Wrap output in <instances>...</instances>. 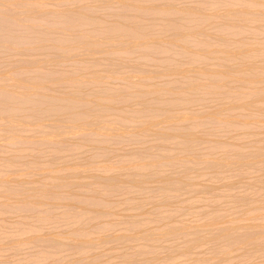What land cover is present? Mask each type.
<instances>
[{
  "label": "rangeland",
  "instance_id": "rangeland-1",
  "mask_svg": "<svg viewBox=\"0 0 264 264\" xmlns=\"http://www.w3.org/2000/svg\"><path fill=\"white\" fill-rule=\"evenodd\" d=\"M162 1L163 0H128V2H132L137 6L151 8L152 10L157 9L156 7H159L162 4ZM255 1L259 3L260 6L254 7L253 10H255V12L256 11L264 12V0H255ZM112 2L115 3L113 4ZM112 2H111V6L108 4L109 8H107V4H106L103 7L97 9L94 8L92 10L88 9L90 11L88 10L86 11L90 12V14L92 13L90 17L92 16L93 18L92 20L94 22L97 20H98L97 22H99L101 20L102 22L100 24L103 27L104 26L107 27L109 26V24L112 25L111 20L113 22V20L118 19L117 22L119 23V17L120 16L122 17L123 15L122 12H124L125 15H128V17L130 16V14L131 17L132 15L134 16V11L133 13L131 12L129 14L130 10L129 12H127L126 9L123 10L124 8L122 9V7H120L119 4H116L117 1L112 0ZM170 2L174 9L185 11L186 16L189 15V21L186 22L184 20L186 22L185 25H181V24L174 25L172 30L168 31L167 33L161 36V38L164 41L169 42L171 44L170 51L167 50L169 51V53L166 51L167 54L166 53L165 55L163 54L164 56L161 55L162 54L161 52L160 53L158 52L155 55L151 54V56L149 54V57L152 58V60L154 59L155 61H150V58L149 61H147L148 58L147 59L145 58L146 59L145 60L143 59L144 57L142 58V56L141 57L139 56L141 54L143 55L142 51L141 53L140 50L139 52L138 50L137 51L135 50V52L134 51L131 52L130 55L129 53L126 54V56L123 54H122L123 56L120 55L119 57L120 59L115 58L114 54L112 55V59L110 55L109 56L101 55L104 56V58H106V59L103 58L101 59V57H99V54L88 57V55H86L87 53L84 52V50L82 51L81 49L80 51L75 46V48L71 50L70 52L71 54L69 53L70 55L73 54L71 58L69 57L71 61L67 59L68 58L67 55L69 54L66 55L67 58H65L66 56H61L59 54L62 57V59L64 57V61L66 59L68 60L67 62H63L62 60V63L60 64L61 57L59 59L57 55L55 56V54L58 53H56L55 51L54 54L50 53L53 51V48L51 46L52 43H49L50 48L48 47L49 44H47L48 46L46 45L47 48H45L46 47L45 45H44L45 47L43 46L42 49L39 48V51L43 50V52L45 49L44 54H42L43 53L42 51L41 54L40 52L37 53L34 52L33 50L38 51L36 50L37 48L35 49L34 47H29V48H33L32 50L33 52L32 51L30 52L29 50L31 49L28 48L27 50L28 45H24V47L21 46L22 51L19 48L17 49H19L20 51L15 50L16 47L15 49H10L9 47L7 48L5 47L6 49L4 48V53H6L7 49L9 51L7 50L8 52L5 55H3L4 54L3 49L0 47L1 50L0 69L2 70L4 69V71H7L5 72V74L8 73L6 76L7 78L6 77L4 78H6V80L8 79V81L11 82V84H9L8 86L11 89L10 92L14 91V88H12L14 83L10 79V77L12 78L13 74L16 75L18 73L19 78H21L19 71L16 73L17 69L14 67H18V70L20 69V72L21 69L22 71L24 70L23 73L29 70V72H31L30 74L33 75L34 77L35 75H37V77L34 79L31 78L32 76L31 75L29 76V74L27 73L28 74L27 77L28 76L30 77V79L28 77L29 82L34 80H39L41 83L44 82L46 83L48 79H51V76L54 77V75L56 74L58 75L62 74L61 75L62 77H67V76L69 77V75L70 77L71 76L73 77L74 74L80 73L82 74L81 76L84 77L85 82L88 78L91 77L102 78L101 83L94 84L93 86H91V89L89 86L85 84L86 86L84 87V89H86V87L87 89L89 88L88 90H91L90 92H93V95L87 92V89L82 92V87H78L81 88V90L77 88H75L76 89L75 90L73 89V87L70 88V86L67 87V85H65V82H63L62 84L63 86L59 85L60 83L57 84L58 86L55 85V87L54 85H52L51 87L54 88H49V86H47L46 84L45 92H48V96H51V94L53 93V96L60 95L61 99H63L62 97L65 96V94H68V96H70V94L72 93L70 89L79 91L80 93L86 94L89 97L94 96V94L96 96L102 89L105 88L111 91L119 92L122 89V87L124 88V86H128V83L129 85L131 83V86L128 87L129 89L131 90L140 89L141 85L135 83L137 79L134 80V78H130L132 77L130 76L131 72L132 73L135 72L134 74H136L135 76L136 78H138L139 81V77L137 75V71L135 67L138 68L140 67L139 69L137 68L138 71L140 70V72H142V70L144 69L143 73L146 74L148 73L149 75H151V83H153V85H155L159 89L157 93V98L161 101V106L163 108H167L168 105L171 103V101L174 99V95H172L171 90L167 88L166 84H170L172 90H179V88L185 82V80H183L180 74L176 72L171 73L169 72V70L174 68L176 70H186L187 68L192 66L190 62L187 60V58L185 57L183 58V56L179 55L180 49L183 46L182 38L185 35L189 36V38L191 39L192 41L191 50L193 51L195 50L194 48H197L195 47L196 43L198 42L204 43L202 48L207 49L208 57L206 59H203V62H201L200 65L202 67L214 71H223L230 69L231 67H237L239 62L238 50L240 49V47L244 46L245 50L248 52L246 53L247 54L246 60L252 65L254 69H259L260 71H262L263 77L261 81L255 83H247L246 85H241L234 80L232 81L231 85L233 87L240 88V91H253L254 89L264 87V24L262 20L256 16V14L250 15L247 18H241L237 13L238 5L232 2V0H170ZM43 3L44 4L39 9L50 12L70 10V9L73 10L75 9L74 7L77 6L76 3L70 0L62 5L54 4V2L51 0H44ZM6 8L13 12H17V15L19 17L22 14L21 18L24 19L25 14L18 7H16V5L8 4L6 5ZM228 11H230L231 13L229 15H226ZM255 12L253 11V13ZM86 13L84 12V14ZM120 13H122V15ZM138 15L144 17V15H140L139 13ZM138 15L135 14V16ZM49 16H47L48 19L50 18ZM143 17L141 19V22L143 24L150 23L152 25H155L156 23H160V20L162 19V17L158 14L145 15V17L144 18ZM88 18L89 15L87 19ZM138 18L139 17L136 18L133 17V20H138ZM53 19L49 20L51 25L49 23H48L49 25L47 24L48 25L47 27L45 25L46 23H44L43 25L45 29L47 28L44 34L45 35L47 34L48 36L49 32L51 33L49 34V38H52L50 36L52 34H54L55 36L59 35L60 29L63 32V34H65L64 33L65 29H62L60 26L56 24H55L56 26L53 25L54 24ZM171 19L172 21L179 23V18L177 16L173 15V18L171 17ZM19 20L21 21L22 19L19 18L18 21ZM20 21L18 22L19 25H17L19 29L17 30L16 26H15L16 28H14V32L16 31V33L14 34L24 36L25 31L26 34L29 33V32L27 33L28 30L25 27H27V24L28 26H30V23L28 21H25L27 23L25 26L24 20L21 21V23ZM55 21H57V19ZM23 22H24L23 28H25V31L23 32V34H19L20 31L21 33L23 31L22 29ZM222 22L239 25L243 28V32L239 34L216 32L215 26ZM43 26L40 25L41 30L38 27L37 32L40 31L43 34V30H44ZM86 26L84 27L82 26V29H80L79 31L87 30ZM88 27L90 26L88 25ZM76 28L77 29H75L76 30L75 33L77 34L79 27ZM36 30L37 28L33 31L34 34H37ZM55 30L56 32L59 31L58 34L55 32ZM47 31L48 33H46ZM33 32L32 31L30 32V35H28L29 38L27 36V39L29 41H31L32 39L31 37H35ZM73 32L74 30L73 31L71 30V35ZM79 33L77 35H79ZM61 34L60 36L63 35ZM66 34L67 36L64 37L69 38L70 29H69V33ZM37 35H40V33ZM54 35L53 38H55ZM70 38L72 39L73 36ZM48 41H46L45 44ZM104 47L109 51L112 50L111 52H116V50L114 51V48L117 49V45L115 42H108L107 40H105ZM48 52L51 54V56L49 55ZM137 52L139 54H136ZM51 57L58 58L55 59L56 63H54L55 61L53 62L54 58L51 61ZM123 58H126V60H123ZM172 60L177 61V65L169 64L170 61ZM81 61L82 62L85 61L84 63H82L83 65L82 64L81 66L76 65ZM68 62H72V64ZM4 71H1L2 75H5L3 73ZM49 72L52 74L51 76H48ZM38 73H41V76L40 74L38 76ZM53 73L56 74L53 75ZM9 74L10 77H8ZM21 75H23L22 72ZM43 75L46 79L43 77ZM125 75H129V76H125ZM81 76L79 77L83 80ZM23 77L21 79L24 80L25 76ZM44 79L45 81H43ZM6 80L3 82L4 83L7 82ZM103 81H105V83ZM124 82H127V85H125L126 83L124 84ZM193 82L198 87L208 86L211 87V89L214 88L215 91H218L220 89L217 87L215 80H208L197 77L193 80ZM8 87L6 89H8ZM49 89L51 90V93H49ZM29 90L31 91L34 89H29ZM3 98L6 101L5 96ZM64 98H65L64 100H66L69 97H64ZM0 100H1L0 106L3 105V107L8 110L12 109L13 104L11 105L10 102V104L8 105L9 100H7L8 102L6 101L7 104L3 103L1 98ZM134 100H136V103ZM134 100L131 103L127 101L128 104H126L125 102H124L125 104H121L122 102H120V105L119 104L114 105L115 109L113 110L118 109L120 111L123 110L122 112H128L129 109L130 111L128 112V114L131 113V109H136V111H139L142 104L139 105L138 100L137 99ZM195 101L196 100L191 101V103L188 105H181L182 107L178 105L179 108L178 106L175 107L174 111L175 112L179 111L180 113L179 115H182V117L184 118H189L190 115L193 114L192 111L196 113L202 111L211 112L213 110H221V109L222 110L218 114H216L217 118H215V120H210L208 122L205 121L204 119H199L200 123L197 124L196 127L192 126L194 128H192L191 130L198 137V142L196 143V145H194V147L190 148L191 150H189L188 148L189 152L186 150V148L183 149V151L185 150V152L178 149L179 145L177 144V140H178L177 138L179 137V134L173 132L174 130L172 127L174 126L170 127V130L172 129L171 133L175 135L172 136L171 134L172 137L171 140L173 141V139L176 138L174 142L172 141L170 142H172L173 145L177 146V147L174 146V149L175 151H177L178 155H176L172 151L174 149H171L172 152L170 153V150L167 149L168 146H166V149L169 150V152H166L167 150L163 148L164 145L166 144L172 145V144H169L170 142L169 143L164 142L165 143L164 144L162 141H159L158 139L154 138V135L152 137V134H146L141 137H137V136L134 137L132 135H129L131 134V132L134 131V128L130 127L128 130L127 128L129 124L128 121L134 123L132 119L134 120L135 116L126 117L127 119L126 121L128 124L127 127H125V129H127V133L126 132L124 133L122 131L123 130L122 127H124V124H121L122 115H119L120 111L118 110L108 113L106 119L104 120H106V122L107 120L110 122H114L116 128L117 129L120 128V130L123 132L122 135L121 133L120 134L115 133L117 135L116 137H118L119 139L118 138L116 139L114 137V139L112 138L114 140L113 141L111 140V137L109 138L105 136L103 141L99 137H97L96 140L95 138L91 139L92 137L90 136L91 138L89 139L88 135L90 133L87 130H85L84 133L83 131L81 132L84 135L85 132L87 131V136H85L86 134L84 135L85 138L88 137L89 140L92 141L94 140V142L98 141V143L102 141L103 144L101 145L96 144L93 143L92 141L88 142V140L83 139L84 136L82 137L81 140L80 139L81 134L78 135L76 134L77 132L73 133L74 138L71 137L72 135L71 132L70 135L67 133L68 136H66V138L63 139L62 141L63 143L59 141H57V143H54L56 141V140L54 141V139L56 138H54L53 135H51V133L53 131L55 132L58 128H55L56 126L51 125L52 123L51 120H53L54 122L55 118L56 117L58 118L59 115L55 116L54 118L53 116L54 114H52L53 112L50 113V111H47V109H45L48 112V114L50 113V115L48 116L43 114L45 116H43L40 121V123L43 125L42 126L41 124L36 125L34 123L35 121L32 120L34 118V115L32 114H34V112L36 111L35 114L37 115L39 114V116L36 115L38 119V117H40V113H38V111L35 110L31 114L29 112L30 109L29 110L27 109V107L30 108V106L32 109L34 108V106L31 103H28L30 105L26 106L28 104L25 103L24 105L26 107L23 104H22L23 107H20L21 105H19L18 107V105H16L18 104V102H15L16 104L13 102L18 107V111L20 109V113L24 112L23 116L26 114L24 118L22 117V114L17 112L16 117H18L19 119L15 118V121L21 120V122H15V123L21 125L22 121L23 122L26 121V125L24 122L22 125L23 128H20L19 126L21 130L19 129L18 131L17 127L15 126L17 124L14 123L15 130L17 131V132L14 131L17 133L16 135L14 133L15 139L17 140L16 136L18 137V135L20 137L21 136L23 137V138L18 137L20 138L19 140L21 143L23 140V144L19 142L15 143L14 142L15 139H13L14 138L13 131H11L6 125L7 117H4L5 121L0 120V124H5L6 126L4 127V125H2L3 131L0 129V181L2 179L3 184L5 182L7 183L9 182L8 184L6 183L4 184L5 185L4 188L0 189L1 194L3 193L2 195L0 194V264H188V262L189 264H196V262H193L196 259L201 260L198 264H203V262L204 264H264V235L257 238V241L259 240L260 242L259 243L260 248H253L249 240L246 241L244 245L241 244V247H239L240 246L239 243L237 247L231 246L230 248L229 244L227 245V243L224 241L218 242L216 239V241L218 242L217 243L208 239L209 236H211L212 233L214 232V229L210 230L212 233H210L208 229H207L208 233L206 232V230H203L205 232V233L203 232V234L204 235L207 234L206 235L207 238L206 239L204 238L205 236L202 234V231L199 234L200 237H202L205 241H203L202 243L200 242L199 246L197 244V248L195 249L193 248L194 245L192 246L193 249L191 248L190 250L189 248L188 249L189 251L186 249L188 255L187 253L183 252L182 254L185 253L187 256L185 254L184 255L180 254V256L182 255V258L174 250L175 248L177 250L178 249L184 250L183 247H185L186 242H184L183 239L185 237H182L183 240H181L180 237L182 236V234L174 232L178 234L177 236L174 233L170 234L168 232V235L171 238L169 237L170 239L168 238L167 240L166 239L167 234L166 236H164L165 237L164 240L166 239L167 242L166 243L163 242L164 244L162 243L163 247L162 245L160 246L159 240H158L159 242L158 241L156 242L155 240L157 239L152 241L151 238H149L151 240L149 241V239L145 240L143 237L145 233L148 234V232L145 231H150V233L154 232L155 234V232L157 233L158 231H165V230L168 231L171 228L177 229L186 226L187 227L189 226L188 227L189 229L190 228L193 229L195 228L194 225H203L207 220L208 222H206V224H209L210 223L209 217L215 218V216H216L215 218L216 226L217 224L219 226L220 223L222 227L223 225L225 226L228 224H234L236 225V227L239 228L237 230L238 233L241 232V231L239 232V230H243L241 229V227L243 228L248 227L247 228L248 230L254 226L264 227V202H262V200L264 199V184H263L264 164L260 163L262 161L264 162L263 160L264 159V155H263L264 154V95L263 98H261L258 101H255L254 105L246 107L244 109L233 108V104L235 103V101L230 95L229 96L226 95V97L208 95V98L206 99L207 102L205 103L203 102L205 104L204 106L202 102L198 101L199 103H202V105H200L198 104L197 101L196 102ZM17 107L15 108L17 109ZM42 107H43L42 109L40 108L41 109L40 112H42L44 108H46V106L43 105ZM124 108H127V110H124ZM225 108L228 109L226 110ZM141 111L138 113H141ZM47 112L44 111V113L46 114ZM186 113L188 114L191 113V114L188 115ZM226 113L229 116H232L233 120H235L237 123L236 127L235 126L234 128L232 127L233 130L230 129L231 127H229V129L228 127L226 128L223 119L225 115H227ZM57 118L56 120L64 119L63 117L61 118V116L59 117V119ZM129 118L131 120H129ZM42 120H44V123H42ZM184 125L182 127L179 126V124L175 125L176 127L175 131L177 132L179 131L178 133H180L182 131L181 128L184 127L185 129L186 128L189 129L191 127L190 123L188 124L187 122L184 123ZM46 126L47 129H50V131L46 129ZM48 126L50 128H48ZM3 127L5 129L8 128V132ZM52 127L54 130L52 129L51 132ZM184 128L183 130H185ZM9 132L10 134H12L13 140L9 139L10 138V136H8ZM45 132L46 134H44ZM47 132H50L49 134L52 136L53 141L51 139V136ZM118 135L119 136L121 135V137H119ZM75 136H77L78 138ZM94 136L96 137V135ZM6 137L8 138V140ZM33 138L35 139L34 140L35 144L33 143ZM46 138L49 139L50 142ZM75 138H77L79 142L77 141V139L75 140ZM25 139L27 140V142ZM39 139L42 143H40ZM43 141L45 143H43ZM76 141L79 144L81 142L82 145L81 144L80 145L82 147H80L79 144L77 146H79L80 148L77 147L75 144ZM84 141H86L87 143L86 142L84 143ZM212 141H214L215 143ZM161 142L163 143V145ZM221 142L222 143L225 142V144L224 143L222 144ZM234 142L236 143L237 146L240 144L237 149H240L247 159H250L252 155L253 157L256 155L255 162L254 163L252 162L254 161L253 160L254 158L251 159L252 161H250L252 163V167L248 166L251 165L250 163H248L246 164L248 167L246 166L247 168L245 170V164L243 166L240 165L243 163L242 160L244 159L240 158L242 160L241 162H239V165L237 162H236L237 164L234 163L236 165L232 164L234 165L233 168L235 170L238 169L236 171L234 170L235 172L233 171L227 172L228 169L229 171L231 170L232 166L228 169L226 167V173H224L225 170H223L222 168L220 169L224 171V172L222 171L223 173H221L220 169H219L220 172L218 170H216L217 172H215L213 168L206 166L208 170L209 169H211V171L214 170L215 173L212 172L211 174V172L208 171L207 168L204 169L205 165H202L201 162L198 163V161H200L201 159L200 157H202V159H209L212 157L211 159H213V157L215 158L217 156L219 158H215V159L219 160L222 158H226L228 153L229 154L227 158H229V162L232 163L234 162L233 160L235 159L238 160L239 158L238 159L235 158L239 155V154L237 155V153L236 154L234 153L236 150L235 151L233 150V152H231V148L230 150L229 149L226 150V147H221L223 145H227V143H228L227 146H233L232 144H235ZM36 143L41 145L38 146L36 145ZM230 143L231 145H229ZM95 144L98 147V148L96 147V149H94L95 148L94 146H96ZM91 147H93L92 149L94 150H91ZM169 147L173 148L172 146ZM216 148L219 149L216 150ZM257 148H259L258 151ZM212 149L215 152H213ZM261 149H262L261 154L263 153L260 158L261 161H256V157L259 158L258 152ZM142 151L143 152L145 151L144 154ZM249 151L252 152V155L249 153ZM129 152L130 153L132 152L134 154L136 153L137 158L134 154L130 155ZM146 152L147 153L149 152V154H146ZM166 153L173 154L175 156V157L172 156L174 157L172 159L173 165L169 164L168 167L171 165L170 168H167L166 164L165 166L164 165L161 166V169L163 170L162 172H164V174L159 171L160 168L158 169V171L161 174H163L162 177L160 176L161 175L160 173L156 174V172H154L155 175H153L154 173L151 174L153 175L152 177L151 175H148L149 173H151L150 171L151 169L145 170V168L146 169L148 168V164L151 162L153 157L162 160L163 159L162 156L165 155ZM253 153H255V155ZM145 155L146 157L139 158V156L141 157ZM131 156H133V158ZM8 158L10 160H8ZM80 161H82V165H86L85 171L84 173H81L83 175L79 174L81 176V177L79 176L80 178L79 177L73 178L70 176L71 173L70 167H75L76 165L82 166L81 164H79ZM7 162L10 163L8 164ZM23 163L24 164L27 163L25 165L30 166L31 168L30 169L28 167L24 168L23 166L25 165ZM71 163H73L72 164L73 166H71ZM6 164H8V166H6ZM137 164H141L145 166L137 167L136 166ZM197 167L198 168L201 167V169H198ZM223 168L225 169V167ZM241 168L242 170L240 171ZM28 169L29 171L32 172H29ZM205 170L207 171L209 178H207V174ZM146 171L147 173H145ZM203 172L204 174H202ZM139 174H140L139 179L142 178L144 182L148 181L146 184L144 183V185L148 186V183H150L149 185L151 189L148 186L149 191L145 190L147 187H144L143 183H142L143 185L142 187L141 184L138 183L135 185L131 184L130 186V182L132 181V178ZM165 174H168L166 175L167 179L168 177L170 178L173 177L172 178L173 180L177 178V181H179L178 178L180 177L183 180L184 179L188 180L190 183L185 180H184L185 183L181 181L184 183V184L182 183L181 185L182 187L184 185L183 190L181 187L179 188L180 190L170 189L171 187L168 188V190H166V194L167 196L170 197V200L168 198L166 200L163 198L162 186H160L162 185L161 178H163V176L165 177ZM128 175H129V181L127 179ZM143 175L145 176L147 175V176L143 178L144 177ZM155 176L157 177V179L159 178L161 179V180L159 179L161 182L160 185L158 184L159 181L156 180ZM93 177L94 178L102 177V178L93 179ZM108 177L115 178L116 180L115 186L117 188L112 187L111 188L112 190L109 189V191L106 190L104 191L100 187V184L103 181V180L101 181V179L103 178L107 179ZM143 181L141 180V182ZM96 182H99V185ZM192 182L193 184H191ZM186 183H188L189 185ZM127 184H129L128 187L130 188H126ZM185 184L188 185L187 188L188 187L190 188L187 189L185 187ZM209 184H211V186H209ZM212 185L215 186V188L217 189L214 190ZM0 186L2 187L1 183ZM137 186H139V189L136 188ZM13 187H15V189ZM16 187L18 188L16 189ZM19 187L21 191L24 190L22 192H26L28 195L26 194L20 195ZM143 187L145 191L142 190ZM206 187L208 188V190ZM6 188L9 189L7 190ZM205 188L207 190V193H205L206 192ZM38 189H42L43 192L46 190L45 197L44 199H42L43 202L41 203L39 199L36 197L37 195L35 190L38 191ZM197 189L199 191H197ZM209 190L211 191L209 192ZM200 191H202V193ZM212 191H214V193ZM8 193H10L9 196H7ZM3 195L6 197H4ZM246 197L251 200V201L249 200L250 202H248L247 204L246 203L243 204V202L240 203L238 201V199L246 198ZM82 198L83 200L85 199L84 200L85 203L88 202L87 198L89 199V201L91 199L98 198V200L108 203L107 204L108 208L106 207L104 210V212L108 210L107 214L106 212L104 214L103 211L102 212L104 215L102 214V212H100L101 215H98L99 214L98 213L97 216H95L96 215L94 214L95 212L94 213L92 212L91 214V212L87 210V208L89 209L91 206L86 207L83 201L82 202L84 203L85 207H82L83 203L80 204L81 205L80 207L78 205V202H80ZM24 199L28 204H30L31 209L29 207L28 210V207L25 206ZM252 199L254 200V202H252L253 201ZM164 200L169 201L166 206L165 204L167 202ZM215 200L216 202H214ZM162 203H165L164 206L162 205ZM89 205L90 203H87V206ZM156 205L158 207L157 209H155L156 207H154ZM76 206H78V209ZM79 208H81L82 210H79ZM85 208L86 210H84ZM75 209L76 211L77 210L80 212L82 211L83 213L86 212L87 214H85V220L83 221L85 223L82 222L80 224L81 226H83L81 229L82 231L80 230L78 231L77 229L75 230V232H72L74 231V227H77V223L74 224L72 219L69 218L68 213L71 212V210L74 212ZM93 209L98 210L100 208L94 207ZM201 210L204 213L206 212L207 214L205 213V215H203L204 213H202ZM142 212L144 213L142 214ZM145 212L148 213L149 216L148 214H145ZM213 214L214 216L212 217ZM151 215L153 217L152 220H151ZM199 215H201L202 217ZM204 217H205V222L204 219H202ZM145 218L148 221L145 220ZM136 220L137 221L139 220L140 223L138 221L139 223L138 226H135L134 223L135 228H133L132 223L129 224V222L131 221L137 222ZM212 223L213 222H211L210 224ZM190 226H194V227L192 228ZM70 229H71V233H70ZM139 231L145 232L143 234L141 233L143 235V236L141 235L142 237L138 235ZM150 233L148 235H150ZM48 234H51L49 236H52L51 237L52 240H54L53 238L56 239L55 243L46 242L45 244ZM171 235H174V237L172 238ZM34 237L39 238V240L32 242L31 238ZM42 237L43 238L45 237L43 241L41 240ZM189 237L191 238L193 236L190 235ZM189 237L186 236L185 241L188 240ZM73 239L75 240L72 243L78 242L75 243L76 245L74 246L71 245L72 244L71 241ZM161 239H163V237H161ZM47 240H49V238H47ZM85 240H89V242L90 240L95 242V244L93 243L94 246L89 245L91 242L87 243V241L85 242ZM56 242L58 243V245L56 244ZM47 243L49 246H47ZM220 243L222 244V247ZM67 244H69L70 247L69 245L67 246ZM164 246H166V250H168L170 246L171 250L170 251L168 250L169 252L166 253ZM171 246H173L174 248ZM194 247H196V245ZM212 248L214 249L212 250ZM236 248L238 250L240 249L241 250L238 251ZM138 249L141 250L139 251ZM216 249L219 251L216 252L217 251ZM143 250L145 254H147L146 256ZM172 250H174L173 252H175V255L173 253V256L171 255V257H169L170 255L168 256V253L172 254L171 252ZM234 250L235 251L237 250V253ZM181 251L178 252L181 253ZM228 251L229 252L231 251L230 254ZM213 252L216 253V255L213 254ZM220 252L223 255V257L224 256L226 257V259L225 257L223 259L222 255H220ZM151 254L153 255L152 257ZM154 255L155 258L153 259ZM218 255L220 256L218 257ZM183 256H186V258ZM172 257H176V258H172ZM150 258L153 259V263H151ZM145 259L147 262L144 261ZM155 259L158 261L154 263Z\"/></svg>",
  "mask_w": 264,
  "mask_h": 264
},
{
  "label": "bare ground",
  "instance_id": "bare-ground-1",
  "mask_svg": "<svg viewBox=\"0 0 264 264\" xmlns=\"http://www.w3.org/2000/svg\"><path fill=\"white\" fill-rule=\"evenodd\" d=\"M51 1H53L54 2V4H58V5H62V4H65V2H68L69 0H51ZM70 1H73L74 3H76V7H74L75 9H73V10H61V11H56V12H50V11H43V10H40L39 8L44 4L43 2H44V0H0V47L3 49V53H4V48L6 47H9L10 49H15V47H16V49L15 50H18V51H20L21 50V46H23L24 47V45H28L27 46V50H28V48L29 47H34L36 50H38V51H35V50H33V48H29V49H31V50H29L30 52L33 50L34 52H40V54H41V51L43 52V50H40L39 51V48H43V46L45 45H47V44H49V43H52L51 44V46H52V48H53V51L52 52H50L51 54L53 53L54 54V51L56 52V53H58V54H55V56L57 55L58 56V58L60 59V57L61 56H66L67 54H69L70 52H71V50H73L74 48H75V46L81 51V49H82V51L84 50V52H86L85 54L86 55H88V57L89 56H93V55H96V54H99V57H101V59L103 58V59H106V58H104V56H109L110 55V57H111V59H112V55L114 54V57L115 58H119L120 57V55H125L126 56V54H128L129 53V55L131 54V52H135V50L137 51L138 50V52H139V50H140V52L142 51L143 52V55L141 54V55H139L140 57L142 56V58L143 59H147L148 58V60L147 61H149V54H150V56H151V54H156V53H162L161 55H165V53L167 54V52L169 53V51H170V49H171V44L169 43V42H166V41H164L162 38H161V36L162 35H164L165 33H167L168 31H170V30H172V28L174 27V25H176V24H181V25H185V23L186 22H188L189 21V15H187L186 16V14H185V11H181V10H176V9H174L173 7H172V4H171V2H170V0H163L162 1V4L161 5H163V3H164V5L163 6H159V7H156L157 9H155V10H152L151 8H146V7H140V6H137V5H135V4H133L132 2H128V0H115V1H117L116 2V4H119L120 5V7H122V9L123 10H127V12H129V10H130V12H129V14L132 12L133 13V11H134V16L132 15V17H131V14H130V16L128 17V15H125V13L124 12H122L123 13V15H122V13H120L121 15H122V17L120 16L119 17V23L117 22L118 21V19H116V20H113V22H112V20H111V23H112V25L111 24H109V26H102L100 23L102 22L101 20L99 21V22H97V21H93L92 19V16L90 17V15H92V13L90 14V12H88V11H90V10H88V9H97V8H100V7H103V6H105L106 4H107V8H109L108 7V4L111 6V2H112V0H70ZM87 1V2H86ZM111 1V2H110ZM232 2H234L236 5H238V9H237V13L239 14V16L241 17V18H247L248 16H250V15H255L256 14V16L259 18V19H261L262 20V22H263V24H264V12H262V11H256L255 12V10H253V8L254 7H258V6H260V4L259 3H257L255 0H232ZM113 4L115 3V2H112ZM8 4H14V5H16V7H18L25 15H24V19L23 18H21V15H20V17L17 15V12H13V11H11V10H9V9H7L6 8V5H8ZM105 9V8H104ZM86 10H88V11H86ZM253 11L255 12V13H253ZM84 12L86 13V14H84ZM126 12V13H127ZM138 13L140 14V15H144V17H145V15H150V14H158V15H160L161 17H162V19L160 20V23H156V24H158V25H152V24H150V23H146V24H143L142 22H141V19H142V17L143 16H139L138 15ZM184 13V14H183ZM231 12L230 11H228L227 13H226V15H229ZM89 15V18L87 19V17H88V15ZM119 14V15H120ZM135 14H137L138 16H135ZM50 15V16H49ZM118 15V16H119ZM127 17V19H129V20H127L126 19V17ZM173 15H175V16H177L178 18H179V23H177V22H174V21H172V19H171V17L173 18ZM47 16H49L50 18L48 19L47 18ZM87 16V17H86ZM104 16V15H103ZM214 16V15H213ZM23 17V16H22ZM52 17V18H51ZM124 17H125V19H124ZM133 17L134 18H136V17H139L138 18V20H133ZM143 17V18H144ZM22 19L21 21H23L24 20V22L25 21H28L29 23H30V26L33 28H31L30 26H28V24L25 22V26H26V24H27V27H25V28H27V33L28 34H26V31H25V28H23L24 27V22L22 23V29H23V31H22V33H21V31L19 32V34H23V32L25 31V33H24V36H20V35H15L14 33H16V31L14 32V28H16L17 27V25H19V21H18V19ZM56 20L57 19V21H55L54 19ZM90 18H91V20L93 21H91L90 20ZM121 18V19H120ZM132 18V19H131ZM26 19V20H25ZM50 19H53V25H58V26H60L62 29H65V34H63V32L61 31V29H60V32L59 31H57L56 32V30H55V32L58 34V32H59V35H54V34H52V35H50L52 38H49V34H51L50 32H49V34H48V36H47V34L45 35L44 34V32L46 31V29L44 28V23H46L45 25H46V27L50 24V22H49V20ZM122 19H123V21H122ZM131 19V20H130ZM95 20V19H94ZM121 20V21H120ZM186 22H185V21ZM21 21H20V23H21ZM56 23H55V22ZM116 21V22H115ZM115 22V23H114ZM49 23V24H48ZM51 23H52V20H51ZM88 23V24H87ZM114 23V24H113ZM153 23V22H152ZM48 24V25H47ZM21 25V24H20ZM40 25H42L43 26V28H44V30H43V34H42V32H37L38 31V27L40 28ZM51 25V24H50ZM55 25V26H56ZM87 25V26H86ZM88 25L90 26V27H88ZM111 25V26H110ZM16 26V27H15ZM82 26L84 27V26H86V28H87V30H82V31H79L80 29H82ZM59 27V28H60ZM73 27H74V29H73ZM76 27H79L78 28V31L79 32H81V33H79L78 31H77V34L79 33V35H77L75 32H76V30L75 29H77ZM81 27V28H80ZM216 29H215V31L216 32H219V33H236V34H239V33H242L243 32V28L241 27V26H239V25H236V24H230V23H226V22H222V23H219V24H217L216 26ZM37 28V30H36V33L37 34H39L40 33V35H37V34H34V30ZM66 28H67V30H66ZM72 28V29H71ZM88 28H89V30H88ZM19 29V27H17V30ZM29 29H30V31H29ZM50 29V28H49ZM48 29V30H49ZM69 29H70V34H69V36L70 37H72L73 36V38L71 39L70 37V39L68 38V37H64V36H67V34L66 33H69ZM40 30H41V28H40ZM71 30L73 31L74 30V32L72 33V35H71ZM1 31H2V33H1ZM33 32V34L35 35V37H31L30 39H31V41H29L28 39H27V36L28 35H30V32ZM50 31V30H49ZM52 31V30H51ZM68 31V32H67ZM61 32H62V34H61ZM46 33H48V31L46 32ZM75 33V34H74ZM32 34V33H31ZM60 34L62 35V36H60ZM2 35V36H1ZM26 35V36H25ZM53 35H54V37L55 38H53ZM46 36V37H45ZM75 36V37H74ZM28 38H29V36H28ZM46 38H47V40H46ZM117 39H119V40H117ZM49 40V41H48ZM105 40H107L108 42H115L116 43V45H117V49H115L114 48V51L116 50V52H111L112 50H107L105 47H104V43H105ZM182 40H183V46L181 47V49H180V52H179V55L180 56H183V58L185 57V58H187V60L190 62V64L192 65L191 67H189V68H187L186 70H176L175 68L174 69H170L169 70V72H176V73H178V74H180L181 76H182V78H183V80H185V82L183 83V85L179 88V90H172V88H171V86H170V84H166V86H167V88L169 89V90H171V92H172V95H174V99L171 101V103L168 105V107L167 108H163L162 106H161V101L157 98V93H158V91H159V89L155 86V85H153V83H151V75H149L148 73L146 74V73H143V70H142V72H140V70L138 71V69L140 68H138V67H135L136 68V71H137V75H138V77H139V81H138V78H136V74H134V73H132L131 72V75L130 76H132V77H130V78H134V80L135 79H137V81H135V83L136 84H140L141 85V88L140 89H133V90H131V89H129L128 87L129 86H131V83H130V85H129V83H128V86H124V88L122 87V89L119 91V92H116V91H111V90H109V89H107V88H105V89H102L96 96H95V94H94V96H92V97H89V96H87L86 94H83V93H80L79 91H75L76 89L75 88H77V89H80L81 90V88H78V87H82V92L84 91V90H86L87 89V87H86V89H84V87L87 85V86H89L90 87V89H91V86H93L94 84H96V83H101V79L102 78H98V77H91V78H88L87 80H86V82H85V80H84V77H82L81 75L82 74H74L73 75V77L71 76L70 77V75H69V77L67 76V77H62L61 75H58V74H56V73H53V75L54 74H56V75H54V77L53 76H51L52 74L49 72V74H48V76H51V79H48V81L45 83H41L39 80H34V81H30L29 82V80H28V77L31 75L30 73L31 72H29V70L26 72H24L23 73V71H22V69H21V72H22V74L23 75H21V72H20V69L18 70V67H14V68H16L15 70H16V73L19 71V74H20V77L22 78L23 76H25V79L23 80V79H21V78H19V75H18V73L16 74L17 76H18V78H17V76L16 75H14L13 74V76H12V78L10 77V74H9V76L8 77H10V79L13 81V87L12 88H14V93L13 92H10V87H8L9 86V84H11V82H9L8 81V79L6 80V76H7V74H5V72H7V71H4V69L2 70V69H0V98L2 99V102L3 103H5V104H7V100H9V103H8V105L10 104V102H11V105L13 104V107H12V109H10V110H8V109H6V108H4L3 107V105L2 106H0V120H4L5 118L4 117H7V123H6V125L8 126V128L11 130V131H13V135H14V133H15V135L17 134L16 132V130H15V126L17 127V129H18V131H19V129L20 128H23L22 127V125H23V123L25 122V125H26V121H22V124L21 125H19V124H17V123H15V122H21V120L20 121H18V120H16L15 121V118L17 119L18 117H16V115H17V112H19L20 113V109H19V111H18V107H19V105H21L20 107H23V105L25 104V103H31L33 106H34V108H32L31 109V106H30V108H28L27 107V109L29 110V112L32 114V112L33 111H35V110H37L38 111V113H40V117H38V119H37V116H39V114L37 115V114H35V112H34V114H32V115H34V118H33V116H32V120L33 121H35L34 123L36 124V125H40L41 123H40V121H41V119H42V117L43 116H45V115H50V113H52V114H54L53 116H54V118H55V116H58L59 115V117L61 116V118L63 117L64 119L63 120H56V118H55V121L53 122V120H51V125L52 126H56L55 128H58L55 132L53 131L52 132V129H53V127L51 128V132L53 133H51V135H53V137L54 138H56V139H54V143H57V141H59V142H62L63 141V139H65L66 138V136H68V134L70 135L71 134V132H72V135H71V137H73L74 138V136H73V133H75V132H77L76 134H81V140H82V137L85 135V136H87V131L90 133H88L89 135H88V137H89V139L91 138V139H93V138H95L96 140H97V137H99L102 141H103V139H104V136L105 137H111V140H113L114 139V137L117 139L118 137H116L117 135L116 134H120L121 133V135H122V133L124 132H126L127 133V129H125V127H127V124H128V130H129V128L130 127H132V128H134V131L133 132H131V134H129V131H128V134L129 135H132V136H134V137H141V136H144V135H146V134H152V137H153V135H154V138H156V139H158L159 141H162L163 143L165 142V143H169L170 141H172L171 140V130H170V127L171 126H174L175 127V125H178L179 124V126H183L184 125V123H190V125H191V127L189 128V129H185L184 127V129L185 130H183V128H181V127H178V128H181L182 129V131L180 132V133H178L177 131H175V129H176V127L174 128V127H172L173 128V132L175 133H177V134H179V137L177 138L178 140H177V144L179 145V147H181V148H179L178 147V149L179 150H181V151H183V149L184 148H186V150L188 151V148H189V150H191L190 148L191 147H194V145H196V143L198 142V137L194 134V132L191 130L192 128H194V127H192V126H195L196 127V125L197 124H199L200 123V121H199V119H204L205 121H210V120H215V118H217V116H216V114H218L221 110H213V111H211V112H209V111H202V112H194V111H192L193 112V114H188V113H186V114H188V115H190V117L189 118H184V117H182V115H179L180 113H179V111H177V109L179 108V106L178 105H188V104H190L191 103V101H193V100H196L197 102L198 101H200V102H207L206 101V99L208 98V95H213V96H221V97H223V96H225L226 97V95L227 96H231L233 99H234V101H235V103L233 104V108H235V109H239V108H241V109H244V108H246V107H249V106H252V105H254V102L255 101H258V100H260L261 98H263V95H264V87H261V88H257V89H254L253 91H240V88H237V87H233L232 85H231V83H232V81H236L237 83H239V84H241V85H246L247 83H255V82H258V81H261L262 80V77H263V74H262V71H260L259 69H254L253 67H252V65L246 60V56H247V54L246 53H248L246 50H245V48H244V46H242V47H240V49L238 50V53H239V62H238V65H237V67H231L230 69H227V70H223V71H214V70H211V69H207V68H205V67H202L201 65H200V63L201 62H203V59H206L207 57H208V51H207V49L206 48H202L203 47V45H204V43H201V42H198V43H196L195 44V47H197V48H194L195 50L193 51V50H191V47H192V41H191V39L189 38V36H187V35H185V36H183V38H182ZM46 41H48L46 44H45V42ZM72 43V44H71ZM13 45H14V47H13ZM44 46V47H45ZM48 46V45H47ZM47 46L45 47V48H47ZM49 48H50V44H49V46H48ZM5 48V49H6ZM17 48H19V49H17ZM26 48V47H25ZM8 50V49H7ZM6 50V53L9 51H7ZM167 50H169V51H167ZM1 51V50H0ZM22 51V50H21ZM32 51V52H33ZM47 51V50H46ZM167 51V52H166ZM83 52V53H84ZM136 53V54H139V53ZM141 52V53H142ZM6 53H4L3 55H5ZM45 53V49H44V52L42 53V54H44ZM49 53V52H48ZM49 53V55L51 56V54ZM81 53V52H80ZM10 54V53H9ZM13 54V53H12ZM46 54H47V52H46ZM61 56H60V55ZM71 54V53H70ZM69 54V55H70ZM117 54V55H116ZM0 55H1V53H0ZM67 55L68 56V58H67V56L65 57V58H67L68 60H70L69 59V57L71 58L72 56H73V54L72 55ZM101 55H104V56H101ZM119 55V56H118ZM122 55V56H123ZM163 55V56H164ZM78 56V55H77ZM117 56V57H116ZM124 56V57H125ZM153 56V55H152ZM79 57V56H78ZM157 57V56H156ZM54 58V60H53V62L54 63H56V60L55 59H58L57 57H53ZM52 57H51V61H52V59H53ZM80 58V57H79ZM65 60L64 61V57H63V59H62V57H61V62H60V60H59V62H60V64L62 63V60H63V62H67L68 60ZM120 59V58H119ZM145 59V60H146ZM80 60V59H79ZM123 60H126V58H123ZM58 61V60H57ZM71 61V60H70ZM150 61H155L154 59L152 60V58H150ZM12 62V61H11ZM58 62V63H59ZM85 62V61H84ZM84 62H79L78 64H76V65H79V66H81V64L82 63H84ZM68 63H71L72 64V62H68ZM75 63V62H74ZM9 64H11V63H9ZM169 64H173V65H177V61H175V60H172V61H170V63ZM13 65V64H12ZM57 65V64H56ZM83 65V64H82ZM14 66V65H13ZM137 66V65H136ZM134 68V69H135ZM138 68V69H137ZM7 70V69H6ZM1 71H4L3 73L5 74V75H2V72ZM29 74V76L27 77V75ZM32 74H33V71H32ZM34 74H35V72H34ZM36 74H37V72H36ZM39 74H40V76H41V73H38V76H39ZM42 74H44V73H42ZM133 74H134V76H133ZM165 74V73H164ZM163 74V75H164ZM45 75H46V73H45ZM77 75V76H76ZM129 75H125V76H129ZM162 75V74H161ZM32 77L31 78H36L37 77V75H35V77L33 76V75H31ZM79 76H81L82 78H83V80L79 77ZM124 76V77H125ZM4 77H6V78H4ZM27 77V78H26ZM43 77H44V75H43ZM197 77H199V78H204V79H208V80H215V82H216V84H217V87L218 88H220L218 91H215L214 90V88L213 89H211V87H208V86H203V87H198V86H196L195 84H194V82H193V80L195 79V78H197ZM24 78V77H23ZM45 78V77H44ZM7 81V82H3V81H5V80ZM9 79V80H10ZM29 79H30V77H29ZM43 79V78H42ZM46 79V78H45ZM45 79L43 80V81H45ZM86 79V78H85ZM26 80H28V81H26ZM123 81H125V80H123ZM63 82H65V85H67V87H69L70 86V88H72L73 87V89H75V90H71L70 89V91H72V93L70 94V96H68V94H65V96H63L62 98L63 99H61V97H60V95H55V96H53V93L51 94V96H48V92H45L46 90V84H47V86H49V88H54L55 87V85H57V84H59V85H62L63 84ZM104 83H105V81H103ZM7 83H8V85H7ZM103 83V84H104ZM126 83V84H125ZM8 87V89H6L7 87L5 86V85ZM86 84V85H85ZM124 84L125 85H127V82H124ZM52 85H54V87H51ZM82 85V86H81ZM84 85V86H83ZM133 85V84H132ZM58 86V85H57ZM63 86V85H62ZM224 87H227V88H224ZM15 89H16V92H15ZM29 89H34V90H29ZM89 89V88H88ZM87 89V92H89V93H91V95H93V92H90L91 90H88ZM124 92H126V93H124ZM49 93H51V90L49 89ZM86 93V92H85ZM125 94V95H124ZM229 94V95H228ZM67 95V96H66ZM5 96V98H6V101H5V99L3 98ZM207 96V97H206ZM64 97H69L68 99H66V100H64L65 98ZM206 97V98H205ZM218 98V97H217ZM220 98V97H219ZM4 99V100H3ZM134 99H137L138 100V103H139V105L140 104H142L141 105V107H140V109H139V111H136V109H131V113H129L128 114V112L130 111L129 109H128V112H122L123 110H118V111H120L119 112V115H122L121 116V118H122V120H121V124H124V127H122L123 128V132L120 130V128H116V125H115V123L114 122H110V121H108L107 120V122H106V120H104V119H106V116H107V114L108 113H110V112H114V111H117V110H113V109H115L114 108V105H117V104H119L120 105V102H122L121 104H128L127 103V101H129L130 103L134 100ZM65 102H64V101ZM205 100V101H204ZM135 101V103H136V100H134ZM140 101V102H139ZM195 101V102H196ZM0 102H1V100H0ZM15 102H18V104H16V105H18V107L14 104ZM125 102V103H124ZM134 103V102H133ZM132 103V104H133ZM202 103H199L198 102V104H200V105H202ZM203 103V106L205 105ZM253 103V104H252ZM23 104V105H22ZM15 105V106H14ZM30 104H28V105H26V106H29ZM42 105L43 106H46V108H44V110L42 111V112H40L41 111V109L43 108L42 107ZM138 105V104H137ZM138 105V106H139ZM25 106V105H24ZM25 106V107H26ZM178 106V108L176 109V111L178 112H175L174 111V109H175V107H177ZM15 107H17V109L15 108ZM182 107V106H181ZM180 107V108H181ZM229 107V106H228ZM9 108V107H8ZM11 108V107H10ZM41 108V109H40ZM204 108V107H203ZM206 108V107H205ZM230 108H232V107H230ZM45 109H47V111H50V113L48 114V112L45 110ZM123 109V108H122ZM141 109H142V111H141ZM226 109V108H225ZM224 109V110H225ZM228 109V108H227ZM226 109V110H227ZM7 110V111H6ZM32 110V111H31ZM76 110H78V111H76ZM113 110V111H112ZM124 110H127V108H124ZM230 110V109H229ZM234 110V109H233ZM23 111V110H22ZM44 111L45 112H47V114L46 113H44ZM133 111V112H132ZM136 111V112H135ZM141 111V113H138V112H140ZM28 112V113H29ZM189 112V111H188ZM18 113V114H19ZM24 113V112H23ZM23 113L21 112L20 114H22V117H24L25 118V116H26V114L23 116ZM27 113V114H28ZM55 113H56V115H55ZM136 113V114H135ZM195 113V114H194ZM43 114H45V115H43ZM132 114V115H131ZM227 114V113H226ZM29 115V114H28ZM37 115V116H36ZM20 116V115H19ZM104 116H105V118H104ZM130 116H135V118H134V120L132 119V121L134 122V123H132L131 121L129 122L128 121V123H127V119H126V117H130ZM31 117V116H30ZM59 117L57 118V119H59ZM49 118H51V117H49ZM53 118V117H52ZM60 118V119H61ZM19 119V118H18ZM224 119V123H225V125H226V128L228 127V129H229V127H231L230 129L231 130H233L232 129V127L234 128V126L236 127V125H237V123H236V121L235 120H233V118H232V116H229L228 114L227 115H225V117L223 118ZM129 120H131L130 118H129ZM158 120V121H157ZM5 121V120H4ZM28 122H29V120H28ZM28 122H27V124H28ZM125 122H126V124H125ZM158 122V123H157ZM5 123V122H4ZM14 123L15 124H17V125H15L14 126ZM42 123H44V120H42ZM132 123V124H131ZM180 123H181V125H180ZM182 123H183V125H182ZM158 124H160V125H158ZM2 125H4V127H6L5 126V124H0V126H1V130L3 131V129H2ZM43 124H41V126H42ZM50 125V126H51ZM131 125V126H130ZM189 125V126H190ZM19 126H20V128H19ZM134 126V127H133ZM185 126V125H184ZM3 127V128H4ZM43 127H45V126H43ZM8 128H4L5 130H7V132H8ZM48 128H50L49 126H48ZM46 129H47V126H46ZM65 129H67V130H65ZM125 129V130H124ZM21 130V129H20ZM48 131H50V129H47ZM46 130V131H47ZM54 130V129H53ZM85 130H87L86 132H85V134L83 135L81 132L83 131V133H84V131ZM230 130V131H231ZM10 131V132H11ZM14 131H16V132H14ZM130 131H131V129H130ZM10 132L8 133V136H10V138L9 139H12V134H10ZM70 132V133H69ZM79 132V133H78ZM12 133V132H11ZM48 134L50 133V132H47ZM68 133V134H67ZM116 133V134H115ZM134 135H133V134ZM44 134H46V132L44 133ZM15 135H14V138L13 139H15ZM50 135V134H49ZM50 135V136H51ZM75 135V134H74ZM93 135V136H92ZM94 135H96V137L94 136ZM121 135L119 136V137H121ZM174 134H172V136H173ZM7 136V135H6ZM7 136V137H8ZM44 136V135H43ZM85 136H84V140H88V142H90V141H92V140H89L88 139V137L87 138H85ZM91 136V137H90ZM175 136V135H174ZM6 137V138H7ZM18 137H20L19 135H18ZM17 136H16V138H17V140L15 139V143H21L20 142V138H23L22 136L20 137V138H18ZM27 137V136H26ZM30 137V136H29ZM33 137V136H32ZM75 137H77V136H75ZM41 138V137H40ZM78 138V137H77ZM77 138H75V140L77 139ZM113 138V139H112ZM12 139V140H13ZM47 139V138H46ZM51 139H52V141H53V138H52V136H51ZM119 139V138H118ZM7 140H8V138H7ZM22 140V139H21ZM26 140V139H25ZM29 140H30V138H29ZM28 140V141H29ZM34 138H33V143H34ZM42 140V139H41ZM44 140V139H43ZM49 142H50V140L49 139H47ZM80 140V141H81ZM176 140V138L175 139H173V141L172 142H174ZM11 141V140H10ZM32 141V140H31ZM30 141V142H31ZM39 141H40V139H39ZM46 141V140H45ZM77 141H78V139H77ZM76 141V146L79 144L78 142ZM102 141L101 142H99L98 143V141L97 142H94V140L92 141L93 143H96V144H103L102 143ZM114 141V140H113ZM116 141V140H115ZM217 141V140H216ZM219 141V140H218ZM26 142H27V140H26ZM38 142V141H37ZM58 142V143H59ZM82 142V141H81ZM81 142H80V144H81ZM86 141H84V143H85ZM91 142V143H92ZM161 142V143H162ZM172 142H170L169 144H172ZM212 142H214V141H212ZM254 142V141H253ZM259 142V141H258ZM32 143V144H33ZM40 143H42L41 141H40ZM43 143H45L44 141H43ZM63 143V142H62ZM83 143V144H84ZM87 143V142H86ZM92 143V144H93ZM163 143H162V145H163ZM164 143V144H165ZM215 143V142H214ZM217 143V142H216ZM222 143V142H221ZM220 143V144H221ZM224 144H225V142H223ZM222 143V144H223ZM235 143V142H234ZM21 144H23V140H22V143ZM32 144H30V145H32ZM35 144V143H34ZM79 144V146L80 147H82L81 145ZM95 144V145H96ZM176 144V143H175ZM176 144V145H177ZM212 144V143H211ZM239 144V143H238ZM36 145H41V144H37L36 143ZM94 145V144H93ZM218 145H219V143H218ZM227 145H228V143H227ZM227 145H223V146H221V147H226V150L227 149H229L230 150V148H231V152H233V150L235 151L234 153L236 154L237 153V157H235V158H242V159H244V160H242V159H238V160H233L234 162H229V158H227L228 157V154H227V159L226 158H222V159H215V158H219V157H217L216 155V157L214 158L213 157V159H211V158H209V159H202V157H200L201 159H200V161H198V163H200L201 162V164L202 165H205V168L204 169H206L207 167L206 166H209L210 168H213L214 170H215V172H217L216 170H218L219 171V169L220 168H222L223 170H225V172L222 170V169H220L221 170V173H226V167H227V169L228 168H230L231 166H232V168H231V170L229 171V169H228V171L227 172H231V171H233V172H235L236 170H238V169H234L233 167H234V165H236L237 163H238V165H239V162H241V160H242V164H240L241 166H243L244 164H245V170H246V168L248 167V166H250V167H252V163L250 162V161H252L251 159H253L254 161H252L253 163L255 162V153H253L255 156L253 157V155H252V152H250L249 151V153L252 155H249V156H251L250 157V159H247L246 158V156L241 152V150L240 149H237L238 148V146L240 145H236V143L235 144H232L233 146H227ZM229 145H231V143L229 144ZM75 146V145H74ZM79 146H77V147H79ZM99 146V145H98ZM166 146H168V148L167 149H169L170 150V153L173 151L176 155H178V153H177V151H175V149H174V146L175 145H168V144H166V145H164V147L163 148H165L166 149ZM169 146H172L173 148H170ZM213 146H214V144H213ZM262 146V145H261ZM79 147V148H80ZM95 148L94 149H96V147H97V145L96 146H94ZM175 147H177V146H175ZM216 147V146H215ZM90 148V147H89ZM88 148V149H89ZM93 147H91V150H94V149H92ZM98 148V147H97ZM162 148V149H163ZM233 148V149H232ZM166 149V150H167ZM171 149H174V150H172L171 151ZM195 149V148H194ZM219 149V148H218ZM217 148H216V150H218ZM253 149V148H252ZM254 149H255V147H254ZM253 149V150H254ZM164 150V149H163ZM169 150H167L166 152H169ZM177 150V149H176ZM211 150V149H210ZM215 150V149H214ZM259 150V148H257V151ZM181 151H180V153H181ZM212 151H213V149H212ZM211 151V152H212ZM261 151H262V149L258 152V155H259V158H257L256 157V161H261L260 160V158H261V156H262V154H261ZM93 152V151H92ZM135 152V151H134ZM143 152V151H142ZM145 152V151H144ZM144 152H143V154H144ZM179 152V151H178ZM183 152H185V150L183 151ZM182 152V153H183ZM189 152V151H188ZM213 152H215V151H213ZM229 152V151H228ZM91 153V152H90ZM130 153V152H129ZM138 153V152H137ZM227 153V152H226ZM225 153V154H226ZM233 153V154H234ZM260 153V154H259ZM134 153H130V155H133ZM146 154H149V152L147 153L146 152ZM224 154V155H225ZM135 156H136V153L134 154ZM223 155V154H222ZM221 155V156H222ZM264 155V154H263ZM172 156H174L173 154H165V155H163L162 157H163V159L162 160H159V159H156V158H154L153 157V159L151 160V162L148 164V168L146 169L145 167V170H150L151 171V173H149V171H148V175H151L152 173H154V172H156V174L157 173H160V172H162L163 170L161 169V166H165V164H166V167L167 168H170L171 167V165L168 167V165L169 164H172L173 162H172V159L175 157H172ZM226 156V155H225ZM249 156H248V158H249ZM132 158H133V156H131ZM142 157H146V155L145 156H139V158H142ZM136 158H137V156H136ZM161 158V157H160ZM205 158V157H204ZM225 159H226V161H225ZM231 159V158H230ZM259 159V160H258ZM262 159H263V157H262ZM8 160H10L9 158H8ZM227 160H228V162H227ZM246 160H247V163H246ZM249 160V161H248ZM264 160V159H263ZM232 161V160H231ZM84 162V161H83ZM237 162V163H236ZM8 164L10 163V162H7ZM197 163V162H196ZM234 163H236V164H234ZM248 163H250L251 165H246V164H248ZM260 163H262V164H264V162L262 161V162H260ZM8 164H6V166H8ZM24 164V163H23ZM25 164H27V163H25ZM24 164V165H25ZM73 163H71V166H73L72 165ZM79 164H81L82 165V161H80L79 162ZM84 164V163H83ZM87 164V163H86ZM232 164H234V165H232ZM257 164V163H256ZM29 165V164H28ZM173 165V164H172ZM255 165V164H254ZM74 166H75V163H74ZM137 167H141V166H145V165H141V164H137L136 165ZM247 166V167H246ZM24 168L26 167H28L29 169L31 168L30 166H27V165H25V166H23ZM223 167H225V169L223 168ZM236 167V166H235ZM238 167V166H237ZM240 167V166H239ZM262 167V166H261ZM85 168H86V165H82V166H78V165H76L75 167H70V176L71 177H73V178H75V177H79L80 175L79 174H81V173H84V171H85ZM160 168V169H159ZM198 168V167H197ZM29 169H28V171H29ZM158 169H159V171H158ZM166 169V168H165ZM198 169H201V167H199ZM203 169V168H202ZM244 169V168H243ZM32 170V169H31ZM34 170V169H33ZM207 170H208V168H207ZM214 170H212L211 171V169H209L208 171H210L211 172V174H212V172L213 173H215L214 172ZM235 170V171H234ZM242 170V168L240 169V171ZM164 171H166V170H164ZM201 171V170H200ZM223 171V172H222ZM26 172V171H25ZM29 172H32V171H29ZM183 172H185V171H183ZM205 172H206V174H207V178H209V176H208V173H207V171L205 170ZM220 172V171H219ZM238 172V171H237ZM145 173H147V171L145 172ZM163 174H164V172H162ZM243 173V172H242ZM247 173V172H246ZM245 173V174H246ZM161 174V173H160ZM163 174H161L160 176L162 177V175ZM186 174V173H185ZM200 174V173H199ZM202 174H204V172L202 173ZM210 174V173H209ZM244 174V173H243ZM81 175H83V174H81ZM129 175H131V174H129ZM129 175H128V181H129ZM133 175V174H132ZM153 175H155V173L153 174ZM153 175H151V177L153 176ZM166 175H168V174H165V177L163 176V178H161L162 179V185H160L161 184V182H160V180L159 179H157V175L155 176L156 177V180H158L159 181V185L160 186H162V191H163V198L164 199H166L167 200V198L170 200V197L169 196H167V194H166V190H168V188H170V189H173V190H175V189H178V190H180L179 188L181 187L182 188V190H183V188H184V185H183V187L181 186L182 185V183L184 182L185 183V181H188V180H186V179H182V178H178L179 179V181H177V178H175V180H173L172 178H170V177H168V179H167V177H166ZM197 175V174H196ZM144 177L143 178H145L146 176L145 175H143ZM158 176H159V174H158ZM203 176V175H202ZM215 176H218V175H215ZM81 177V176H80ZM79 177V178H80ZM139 177H140V174L139 175H136V176H134L133 178H132V181L130 182V186H131V184H133V185H135V184H141V187L144 185V183L146 184L148 181H146V182H144L143 181V179L142 178H140L139 179ZM150 177V176H149ZM155 177H153V178H155ZM211 177H213V176H211ZM210 177V178H211ZM97 178H102V177H96V178H94L93 177V179H97ZM214 178H216V177H214ZM149 179V178H148ZM100 180V179H99ZM103 180V181H102ZM141 180L143 181V182H141ZM145 180V179H144ZM147 180V179H146ZM189 180H191V179H189ZM4 181H5V179H4ZM3 181V182H4ZM8 181V180H7ZM101 184H100V187L105 191H109V189H111L112 187L114 188V187H116L115 185H116V180H115V178H111V177H108L107 179L106 178H103V179H101ZM181 181H183V182H181ZM189 182V181H188ZM0 183L2 184V187L0 186V189L1 188H4L5 187V183L6 184H8L7 182H5L4 184L2 183V179H1V181H0ZM95 183V182H94ZM96 183H98V185H99V182H96ZM142 183H143V185H142ZM183 183V184H184ZM190 183V182H189ZM71 184H73V183H71ZM150 183H148V186H149V188H150V185H149ZM186 184H188V183H186ZM185 184V187L187 188V186L189 185H186ZM191 184H193V182L191 183ZM264 184V183H263ZM128 185L129 184H127L126 185V188H130V187H128ZM132 185V186H133ZM225 185V184H224ZM230 185V184H229ZM7 186H9V185H7ZM148 186H146V185H144V187H147L145 190L146 191H149V189H148ZM193 186V185H192ZM209 186H211V184H209ZM12 187V186H11ZM144 187H143V191H145L144 190ZM196 187V186H195ZM202 187V186H201ZM204 187V186H203ZM212 187H213V189L215 190V189H217V188H215V186H213L212 185ZM229 187H231V186H229ZM14 189H15V187H13ZM13 188H12V190H13ZM18 187H16V189H17ZM117 188V187H116ZM115 188V189H116ZM132 188V187H131ZM136 188H138L139 189V186H137ZM188 188H190V187H188ZM187 188V189H188ZM207 188V187H206ZM206 188H205V193H207V190H208V188H207V190H206ZM7 189V188H6ZM9 189V188H8ZM7 189V190H8ZM19 189H20V187H19ZM18 189V190H19ZM151 189V188H150ZM211 189V188H210ZM11 190V191H12ZM112 190V189H111ZM140 190H141V188H140ZM194 190V189H193ZM5 191V190H4ZM3 191V192H4ZM20 191V195L22 194V195H24V194H26V195H28L26 192H22V191H24V190H22L21 191V189L19 190ZM191 191V190H190ZM197 191H199L198 189H197ZM204 191V190H203ZM211 190H209V192H210ZM14 192V191H13ZM35 192H36V197L39 199V201H40V203L41 202H43V200L42 199H44V197H45V194H46V190L43 192V190L42 189H38V191L37 190H35ZM177 192V191H176ZM194 192H196V191H194ZM201 193H202V191H200ZM208 192V193H209ZM213 193H214V191H212ZM191 193V192H190ZM216 193V192H215ZM0 194H1V192H0ZM3 194V193H2ZM1 194V195H2ZM6 194V193H5ZM9 194L10 193H8V195L7 196H9ZM13 194V193H12ZM18 194V195H19ZM192 194H195V193H192ZM212 194V193H211ZM216 195V194H215ZM4 196V195H3ZM4 197H6V196H4ZM23 197V196H22ZM24 198V197H23ZM25 198H27V197H25ZM172 198V197H171ZM251 198V197H250ZM253 198V197H252ZM37 199V200H38ZM254 199V198H253ZM252 199V200H253ZM36 200V201H37ZM42 200V201H41ZM85 200V199H84ZM84 200H83V198H82V200H80V202H78V205L81 207V205L80 204H82L83 202H84ZM87 200H88V202L87 203H90V205L89 206H87V203H85V206L86 207H90L89 209L87 208V210L88 211H90L91 212V214H92V212L94 213V214H96L95 216H97V214L98 215H101L100 214V212H104V210H105V208L107 207V204L108 203H105V202H103V201H100V200H98V198H96V199H91L90 201H89V199L87 198ZM86 200V201H87ZM102 200V199H101ZM166 200H164V201H166ZM250 199L249 198H240V199H238V201L241 203V202H243V204H247L248 202H250L249 201ZM255 200V199H254ZM254 200L252 201V202H254ZM83 201V202H82ZM163 201V200H162ZM167 203L165 204V203H162V205L164 206V204H165V206L168 204V202L169 201H166ZM214 202H216V200L214 201ZM262 202H264V199L262 200ZM84 203H83V206L82 207H85L84 206ZM211 203H212V201H211ZM24 204H25V206H27L28 207V210H29V207H30V204H28L27 202H26V200L24 199ZM77 205V204H76ZM93 205V206H92ZM105 205V206H104ZM32 206V205H31ZM68 206V205H67ZM103 206H104V209H103ZM109 206V205H108ZM159 206V205H158ZM26 207V208H27ZM71 207H72V205H71ZM77 207V209H78V206H76ZM100 208V209H93V208ZM154 207H156L155 209H157L158 207H157V205L156 206H154ZM160 207V206H159ZM69 208H70V206H69ZM108 208V207H107ZM30 209H31V207H30ZM68 210V209H67ZM72 210H73V208H72ZM71 210V212H69L68 213V216H69V218H71L72 219V221L74 222V224H76L77 223V227H74V231H72V232H75V230H77L78 229V231L80 230V231H82L81 229H82V227L83 226H81L80 224L85 220V214H87L86 212H80V211H76V209H75V211L73 212ZM79 210H82L81 208H79ZM84 210H86V208L84 209ZM92 210V211H91ZM95 210V211H94ZM100 210V211H99ZM182 210V209H181ZM70 211V210H69ZM96 211H97V213H96ZM142 211H144V210H142ZM210 211H211V209H210ZM68 212V211H67ZM77 212V213H76ZM103 212H102V214H103ZM106 212V214H107V212H108V210H106L105 211ZM105 212H104V214H105ZM200 212V211H199ZM201 212L202 213H204L202 210H201ZM144 212H142V214H143ZM153 213V212H152ZM202 213H201V215H202ZM206 213V212H205ZM205 213L203 214V215H205ZM210 213V212H209ZM208 213V214H209ZM89 214V213H88ZM103 214V215H104ZM145 214H148V213H146L145 212ZM200 214V213H199ZM207 214V213H206ZM201 215H199V216H201ZM148 216H149V214H148ZM214 216V214L212 215V217ZM202 217V216H201ZM207 217V216H206ZM217 217H219V216H217ZM152 215H151V220H152ZM215 218H216V216H215ZM215 218L213 217V218H211V217H209V221H210V223L211 222H213L212 224H206V222H208V220L205 222V217L204 218H202V219H204V222H205V224H203V225H194L195 226V228H193L194 226H190V227H192L193 229H189L187 226L186 227H181V228H177V229H174V228H171V229H169L168 231H158L157 233L155 232V234H154V232H151L150 233V231H145V232H148V234L150 233V235H148L147 233H145L144 231H139V233H138V235L139 236H141L143 233H145V234H147V235H145L144 234V239L146 240V239H149V238H151V240L152 241H154L155 239H157V240H155L156 242L158 241L159 242V244H160V246L162 245V243L163 242H167V240H168V238L170 237L169 235H168V232L171 234H173L174 232H177V233H180V234H182V236L180 237L181 238V240H183L184 239V242H186V245H185V247H183L184 248V250H177L176 248L174 249L175 250V252L177 253V254H179V256H180V254H182L183 252H185V253H187L186 251L190 248V250H191V248H192V246L194 245H196V247H194L193 246V248L195 249V248H197V244H198V246H199V243L201 242H203V241H205L202 237H200V232L202 231V234H203V230H206V232H207V229L209 230V232L210 233H212L210 230H213L214 229V232L212 233V235L211 236H209V240H212L213 242H221V241H224V242H226L227 243V245L229 244V246H230V248H231V246H238L239 245V243H240V246L239 247H241V244H245V242L246 241H250V244L253 246V248H260V245H259V240L257 241V238L258 237H261V236H263L264 235V227H258V226H254V227H251V229H247V228H243V227H241V229H243V230H239V232L240 233H238V227H236V225H234V224H228V225H223V227L219 224V226H218V224H217V226L215 225V223H216V220H215ZM211 219H212V221H211ZM214 219V220H213ZM145 220H147L146 218H145ZM137 221V220H136ZM139 221V220H138ZM138 221L137 222H134V221H131V222H129V224H131L132 223V227L133 228H135V226H138V224L140 223V221H139V223H138ZM148 221V220H147ZM217 221H218V219H217ZM89 222V221H88ZM83 223H85V222H83ZM134 223H135V226H134ZM79 225V226H78ZM75 226V225H74ZM80 226H81V228H80ZM131 226V225H130ZM221 226V227H220ZM76 228V229H75ZM86 228V227H85ZM137 228V227H136ZM254 230H253V229ZM245 229H247V230H245ZM86 230V229H85ZM251 230V231H250ZM253 230V231H252ZM83 231H84V228H83ZM138 232V231H137ZM70 233H71V229H70ZM70 233H69V235H70ZM142 233V234H141ZM177 233H174L175 235H177L178 236V234ZM205 233V232H204ZM208 233V232H207ZM75 234V233H74ZM73 234V235H74ZM166 234H167V236H166ZM49 235H51V234H48V236ZM76 235V234H75ZM190 235H192L193 237H189ZM199 235V236H198ZM204 235V234H203ZM207 235V234H206ZM206 235H204L205 237V239L207 238L206 237ZM47 236V235H46ZM47 236V238H49V240H47V238H46V241H45V244H46V242H48V243H55V238H53L54 240H52V236H49L48 237ZM141 236V237H142ZM164 236H166V241L164 240ZM172 236V238L174 237V235H171ZM176 236V237H177ZM186 236L187 237H189L188 238V240H186L185 241V238H186ZM73 237V236H72ZM72 237H70V238H72ZM161 237H163V239H161ZM182 237H185V238H183L182 239ZM43 238V237H42ZM41 238V240L43 241L44 240V238L42 239ZM76 238V237H75ZM171 238V237H170ZM169 238V239H170ZM120 239V238H119ZM121 239H122V237H121ZM175 239H177V238H175ZM216 239H217V241H216ZM260 239V238H259ZM37 240H39V238H37V237H34V238H31V241L32 242H35V241H37ZM75 239H73L72 241H71V243L74 241ZM150 239H149V241H151ZM163 240V241H162ZM87 241V243H90L89 245H91V246H94V244H95V242H93V241H91L90 240V242H89V240H85V242ZM208 241V240H207ZM68 242V241H67ZM84 242V241H83ZM209 242V241H208ZM211 242V241H210ZM217 242V243H218ZM48 243H47V246H49L48 245ZM75 243H78V242H74V243H72L71 245H76ZM80 243V242H79ZM86 243V244H87ZM94 243V244H93ZM223 243V242H222ZM56 244L58 245V243L56 242ZM97 244V243H96ZM164 244V243H163ZM221 244V243H220ZM219 244V245H220ZM56 245V246H57ZM60 245V244H59ZM69 244H67V246H68ZM77 245H79V244H77ZM168 245V244H167ZM166 245V246H167ZM55 246V247H56ZM166 246H164V249L166 250ZM69 247H70V245H69ZM162 247H163V245H162ZM171 247H173V246H171ZM213 247V246H212ZM221 247H222V244H221ZM238 247V248H239ZM174 248V247H173ZM192 248V249H193ZM215 248V247H214ZM214 248H212V250L214 249ZM187 249V250H186ZM225 249V248H224ZM229 249V248H228ZM235 249V248H234ZM237 249V248H236ZM243 249V248H242ZM139 250V249H138ZM141 250V249H140ZM139 250V251H140ZM168 250L170 251L171 249H170V246H169V248H168ZM168 250H166V253L167 252H169ZM174 250H172L171 252H172V254L171 253H168V256L169 257H171V255L173 256V253H174V255H175V252H173ZM211 250V251H212ZM217 250V249H216ZM226 250V249H225ZM231 250V249H230ZM238 250V249H237ZM237 250L235 251L236 253H237ZM241 250V249H240ZM240 250H238V251H240ZM178 251H181V253H179ZM189 251V250H188ZM219 250H217L216 252H218ZM232 251V250H231ZM230 251V252H231ZM142 252V251H141ZM140 252V253H141ZM143 252H144V250H143ZM221 252H223V251H221ZM221 252H220V255H222L221 254ZM229 252V251H228ZM230 252H229V254H230ZM233 252V251H232ZM184 253V254H185ZM190 253V252H189ZM225 253V252H224ZM239 253V252H238ZM144 254H145V252H144ZM150 254V253H149ZM184 254H182V255H184ZM213 254H215L216 255V253H214L213 252ZM240 254V253H239ZM241 254H242V252H241ZM147 254H145V256H146ZM182 255L180 256L181 258H182ZM186 255V254H185ZM187 255H188V253H187ZM186 255V256H187ZM220 255H218V257L220 256ZM227 255V254H226ZM232 255V254H231ZM153 255L151 254V257H152ZM186 256H183V257H185L186 258ZM178 257V256H177ZM211 257V256H210ZM213 257V256H212ZM215 257V256H214ZM222 257H223V255H222ZM225 257V256H224ZM224 257H223V259H224ZM146 258V257H145ZM155 258V255H154V257H153V259ZM172 258H176V257H172ZM171 258V259H172ZM180 258V259H181ZM189 258V257H188ZM216 258V257H215ZM221 258V257H220ZM147 259H149V258H147ZM153 259H151L150 258V260H151V263H153ZM156 259H157V257H156ZM154 260V263L156 262V261H158V260ZM160 259V258H159ZM166 259H168V258H166ZM170 259V258H169ZM190 259V258H189ZM209 259V258H208ZM217 259V258H216ZM219 259V258H218ZM222 259V258H221ZM222 259V260H223ZM225 259H226V257H225ZM188 260V259H187ZM192 260V259H191ZM144 261H146V259L144 260ZM201 260L200 259H196L195 261H193V262H196V264H198L199 262H200ZM147 262V261H146ZM191 262V261H190ZM192 262V263H193ZM149 263H150V261H149ZM188 264H189V262H188ZM203 264H204V262H203Z\"/></svg>",
  "mask_w": 264,
  "mask_h": 264
}]
</instances>
